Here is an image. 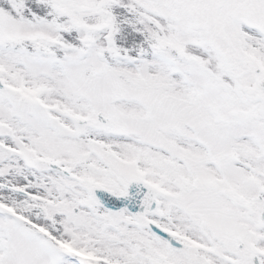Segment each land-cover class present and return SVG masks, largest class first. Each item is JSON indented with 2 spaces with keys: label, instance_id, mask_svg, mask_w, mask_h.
Listing matches in <instances>:
<instances>
[{
  "label": "snow or ice",
  "instance_id": "obj_1",
  "mask_svg": "<svg viewBox=\"0 0 264 264\" xmlns=\"http://www.w3.org/2000/svg\"><path fill=\"white\" fill-rule=\"evenodd\" d=\"M0 264H264V0H0Z\"/></svg>",
  "mask_w": 264,
  "mask_h": 264
}]
</instances>
